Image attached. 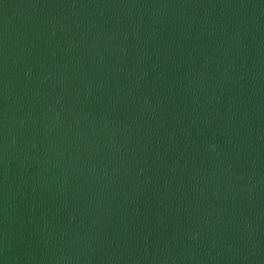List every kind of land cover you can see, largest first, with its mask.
Instances as JSON below:
<instances>
[{"label": "water", "instance_id": "water-1", "mask_svg": "<svg viewBox=\"0 0 264 264\" xmlns=\"http://www.w3.org/2000/svg\"><path fill=\"white\" fill-rule=\"evenodd\" d=\"M0 264H264V0H0Z\"/></svg>", "mask_w": 264, "mask_h": 264}]
</instances>
